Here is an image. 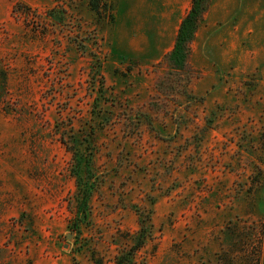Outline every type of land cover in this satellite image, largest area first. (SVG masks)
I'll return each mask as SVG.
<instances>
[{
	"label": "rangeland",
	"instance_id": "374dc122",
	"mask_svg": "<svg viewBox=\"0 0 264 264\" xmlns=\"http://www.w3.org/2000/svg\"><path fill=\"white\" fill-rule=\"evenodd\" d=\"M208 4L189 73L191 0H0V264H113L148 212L137 263L264 264V0ZM90 131L73 229L61 136Z\"/></svg>",
	"mask_w": 264,
	"mask_h": 264
},
{
	"label": "trees",
	"instance_id": "16d2710c",
	"mask_svg": "<svg viewBox=\"0 0 264 264\" xmlns=\"http://www.w3.org/2000/svg\"><path fill=\"white\" fill-rule=\"evenodd\" d=\"M207 1L208 0H192L190 8L180 22L173 48L168 54L171 67L175 70L191 73V68L189 65V55L191 51L190 44L195 36L198 22L201 19L204 10L206 9ZM90 4L92 9H94L96 12H99V0H90ZM23 7L26 6L23 5ZM49 13L52 15V17H57L55 8H51ZM190 77L191 76H188L187 81L190 80ZM93 133L94 132L92 131H90L89 134L87 133V135L90 136L88 140H84L86 134L85 136H81L74 133L70 136L71 139H73L72 141L64 137V135L61 136L63 143H65L66 147L72 151V163L70 171L76 179V189L73 196L75 200L76 214L73 219V229H78L81 222L88 218L90 208L89 199L92 194L93 183L88 182L86 176L83 175V172L88 174L91 172V166L93 162L91 156L92 148L90 145L93 142ZM259 139L260 148L264 151V128L260 132ZM82 146L84 149H82ZM137 221L139 223V228L133 235L132 244L122 252L115 255L113 264H143L137 263L136 254L150 236L149 226L151 225V216L149 212L140 214ZM95 262L96 264H104L99 258H97Z\"/></svg>",
	"mask_w": 264,
	"mask_h": 264
},
{
	"label": "crops",
	"instance_id": "0c3cea01",
	"mask_svg": "<svg viewBox=\"0 0 264 264\" xmlns=\"http://www.w3.org/2000/svg\"><path fill=\"white\" fill-rule=\"evenodd\" d=\"M191 1H192V0H191ZM210 2H211V0H209V4H210ZM209 4H208V7H209ZM211 4H212V3H211ZM212 5H213V4H212ZM189 8H190V7H189ZM206 11H207V9H206ZM206 11H205V12H206ZM205 12H204V14H205ZM184 16H185V15H184ZM184 16H183V17H184ZM183 17H182V18H183ZM182 18H181V20H182ZM181 20H180V22H181ZM180 22H179V25H180ZM179 25H178V27H179ZM177 31H178V28H177ZM177 31H176V33H175V38H176ZM175 38H174V40H173V42H172L173 45H174ZM172 48H173V46H172ZM172 48H171V49H172Z\"/></svg>",
	"mask_w": 264,
	"mask_h": 264
}]
</instances>
